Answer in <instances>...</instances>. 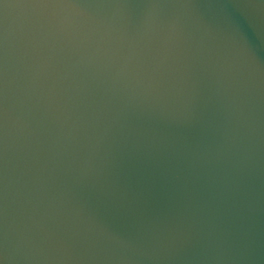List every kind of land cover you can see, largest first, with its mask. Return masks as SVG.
<instances>
[{"label": "water", "instance_id": "obj_1", "mask_svg": "<svg viewBox=\"0 0 264 264\" xmlns=\"http://www.w3.org/2000/svg\"><path fill=\"white\" fill-rule=\"evenodd\" d=\"M0 264H264V0H0Z\"/></svg>", "mask_w": 264, "mask_h": 264}]
</instances>
